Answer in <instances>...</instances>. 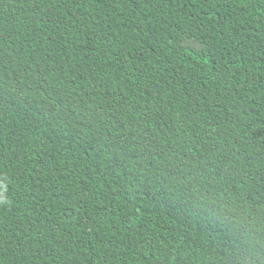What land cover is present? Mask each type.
<instances>
[{
    "label": "trees",
    "instance_id": "16d2710c",
    "mask_svg": "<svg viewBox=\"0 0 264 264\" xmlns=\"http://www.w3.org/2000/svg\"><path fill=\"white\" fill-rule=\"evenodd\" d=\"M0 264H264V0H0Z\"/></svg>",
    "mask_w": 264,
    "mask_h": 264
}]
</instances>
